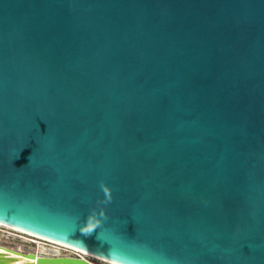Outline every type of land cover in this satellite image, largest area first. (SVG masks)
<instances>
[{
  "label": "water",
  "instance_id": "95a60500",
  "mask_svg": "<svg viewBox=\"0 0 264 264\" xmlns=\"http://www.w3.org/2000/svg\"><path fill=\"white\" fill-rule=\"evenodd\" d=\"M0 222L119 264H264V0H0Z\"/></svg>",
  "mask_w": 264,
  "mask_h": 264
},
{
  "label": "rangeland",
  "instance_id": "374dc122",
  "mask_svg": "<svg viewBox=\"0 0 264 264\" xmlns=\"http://www.w3.org/2000/svg\"><path fill=\"white\" fill-rule=\"evenodd\" d=\"M34 238V240H32ZM0 245H4L12 250L16 251H29L33 250L37 253H43L48 251L46 248H54L57 251H62L65 254L77 253L75 250L58 247L50 242L43 241L40 244L37 242V238L31 237L21 232L13 231L0 225ZM95 264H110L98 259H92Z\"/></svg>",
  "mask_w": 264,
  "mask_h": 264
},
{
  "label": "bare ground",
  "instance_id": "6f19581e",
  "mask_svg": "<svg viewBox=\"0 0 264 264\" xmlns=\"http://www.w3.org/2000/svg\"><path fill=\"white\" fill-rule=\"evenodd\" d=\"M0 225L3 226V227H6L8 229H11L13 231L21 232V233H24V234L29 235L31 237H35V238H37V242L39 244L41 242H43V241H46V242H50L51 244H53L55 246H58V247H64V248L75 250L77 252V254H79L80 256L88 259L92 264H95L92 261V259H98V260H101V261H104V262L110 263V264H119V263H116V262H113V261L98 257V256L93 255L91 253H88L86 251H82V250L77 249L75 247H72V246L57 242V241H53V240H50V239H47V238H43V237H39V236L33 235L31 233H28L26 231H23L21 229L12 227L10 225H7V224L1 223V222H0ZM32 240H34V238H32ZM0 251H2L3 253H6V255L9 256V257H12V258L9 259L10 263H12V264H34V260H30L28 257H26V252L27 251L24 252V251L12 250L11 248H8V247H6L4 245H0ZM50 251L56 252V250H50Z\"/></svg>",
  "mask_w": 264,
  "mask_h": 264
},
{
  "label": "flooded vegetation",
  "instance_id": "af4514ba",
  "mask_svg": "<svg viewBox=\"0 0 264 264\" xmlns=\"http://www.w3.org/2000/svg\"><path fill=\"white\" fill-rule=\"evenodd\" d=\"M46 249H48L49 251H50V250H56V249H54V248H46ZM56 251H57V250H56Z\"/></svg>",
  "mask_w": 264,
  "mask_h": 264
},
{
  "label": "built area",
  "instance_id": "2783aa9c",
  "mask_svg": "<svg viewBox=\"0 0 264 264\" xmlns=\"http://www.w3.org/2000/svg\"><path fill=\"white\" fill-rule=\"evenodd\" d=\"M79 255V254H78Z\"/></svg>",
  "mask_w": 264,
  "mask_h": 264
}]
</instances>
